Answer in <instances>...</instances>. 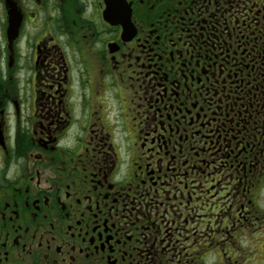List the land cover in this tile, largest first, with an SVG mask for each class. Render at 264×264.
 I'll list each match as a JSON object with an SVG mask.
<instances>
[{
  "label": "flooded vegetation",
  "instance_id": "flooded-vegetation-1",
  "mask_svg": "<svg viewBox=\"0 0 264 264\" xmlns=\"http://www.w3.org/2000/svg\"><path fill=\"white\" fill-rule=\"evenodd\" d=\"M263 188L264 0H0V264H264Z\"/></svg>",
  "mask_w": 264,
  "mask_h": 264
},
{
  "label": "rangeland",
  "instance_id": "rangeland-1",
  "mask_svg": "<svg viewBox=\"0 0 264 264\" xmlns=\"http://www.w3.org/2000/svg\"><path fill=\"white\" fill-rule=\"evenodd\" d=\"M257 206L258 208H260L261 210L264 209V188L258 192V203H257ZM257 232H263L264 233V222H260V223H257ZM246 238H242L239 240V243H241V247H246L248 246L249 244V241L246 240L248 239L247 236H245ZM218 240L214 239V240H211V242L213 243L212 246H210V253H209V264H213L214 263V259H217L218 262H221V257L222 255H224V258L227 259V262H230V259L228 257H226L224 251L226 253H228L229 251L224 249L226 247H228V244H229V241H226V240H223L221 241V243H218L217 245V248L214 247V245L216 244L215 242H217ZM259 241L261 240H257L256 242L258 243ZM238 243V244H239ZM248 252V256H249V253H250V250L247 251ZM240 255V254H239ZM250 259V256L248 257ZM246 258L245 256H233L231 259L232 260H236V262L232 263V264H255L254 262H250L249 263V259Z\"/></svg>",
  "mask_w": 264,
  "mask_h": 264
}]
</instances>
